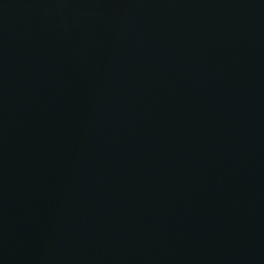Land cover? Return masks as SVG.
<instances>
[{"label":"water","instance_id":"water-1","mask_svg":"<svg viewBox=\"0 0 264 264\" xmlns=\"http://www.w3.org/2000/svg\"><path fill=\"white\" fill-rule=\"evenodd\" d=\"M0 264H264V0H0Z\"/></svg>","mask_w":264,"mask_h":264}]
</instances>
